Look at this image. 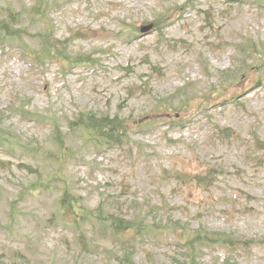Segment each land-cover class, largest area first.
I'll return each instance as SVG.
<instances>
[{
    "label": "rangeland",
    "instance_id": "obj_1",
    "mask_svg": "<svg viewBox=\"0 0 264 264\" xmlns=\"http://www.w3.org/2000/svg\"><path fill=\"white\" fill-rule=\"evenodd\" d=\"M233 1L0 0L22 28L0 42L2 260L177 264L195 235L198 264H264V4ZM47 34L66 57L39 66ZM89 113L122 144L72 126ZM64 200L145 229L129 247Z\"/></svg>",
    "mask_w": 264,
    "mask_h": 264
},
{
    "label": "trees",
    "instance_id": "obj_2",
    "mask_svg": "<svg viewBox=\"0 0 264 264\" xmlns=\"http://www.w3.org/2000/svg\"><path fill=\"white\" fill-rule=\"evenodd\" d=\"M44 1V0H43ZM258 2L264 4V0H257ZM39 6H35L32 9V13L37 14L39 16H43L45 13V8L43 7L41 11ZM157 26V25H156ZM5 31V29H7ZM19 30H22L21 27H16L12 22L6 20V19H0V42H2L5 39H8L10 43H14L15 40H17V33ZM52 35L47 34L45 37H43L41 42L40 49L33 51L30 53V55L35 56V59L37 61L41 62L46 59L52 58V55L66 57V51L59 50L57 46L53 45L51 39ZM264 47V46H261ZM66 48V47H64ZM257 53V50L254 51ZM261 54V53H260ZM257 59L259 57L257 56ZM76 61L81 60L79 58L75 59ZM72 126L74 128L83 127L88 131V133L92 135H101L105 138H107L109 141L112 142H119L120 137L125 133V130L127 129L126 123L123 119H120L118 117H109V116H96L93 113H89L88 115H80L79 120L72 122ZM224 133V131H223ZM62 211L65 214H68L71 218L68 220V222L75 224L76 227H78V223H81L83 221V217L85 216H97V218L103 222V224L106 226V229H108L115 238L119 239H126L128 242L133 239V235H140L143 233L144 229L143 226H139L140 223H137L134 220L131 219H125L122 217H119L116 214L113 213H107L104 214L99 211L100 207L97 208L96 212L93 214L92 212L84 211L78 203L74 201H68L64 200L62 201ZM146 228H149V226L146 225ZM209 240V239H208ZM221 241L226 242L227 240L222 238ZM210 242V240L208 241ZM196 241L189 239V237L186 240V243L183 246L184 250V257H181L176 260L177 264H198V258L195 257V253L199 249L196 245ZM88 242L83 244V247H87ZM126 249H128L126 247ZM129 250V249H128ZM133 252V251H132ZM133 253H131L132 255ZM130 255L129 251L124 254V257L127 258L128 264H135V262L132 260V256ZM0 264H34L31 263L28 260H24V262L16 263V262H5L0 258Z\"/></svg>",
    "mask_w": 264,
    "mask_h": 264
},
{
    "label": "water",
    "instance_id": "obj_3",
    "mask_svg": "<svg viewBox=\"0 0 264 264\" xmlns=\"http://www.w3.org/2000/svg\"><path fill=\"white\" fill-rule=\"evenodd\" d=\"M149 29V27H146V28H143L142 30L143 31H147Z\"/></svg>",
    "mask_w": 264,
    "mask_h": 264
}]
</instances>
